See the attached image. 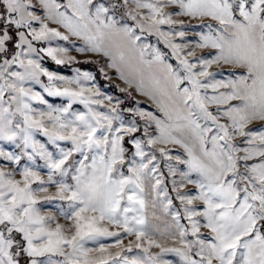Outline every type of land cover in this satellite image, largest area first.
Instances as JSON below:
<instances>
[{
    "label": "snow or ice",
    "instance_id": "1",
    "mask_svg": "<svg viewBox=\"0 0 264 264\" xmlns=\"http://www.w3.org/2000/svg\"><path fill=\"white\" fill-rule=\"evenodd\" d=\"M0 264H264V0H0Z\"/></svg>",
    "mask_w": 264,
    "mask_h": 264
},
{
    "label": "rangeland",
    "instance_id": "2",
    "mask_svg": "<svg viewBox=\"0 0 264 264\" xmlns=\"http://www.w3.org/2000/svg\"><path fill=\"white\" fill-rule=\"evenodd\" d=\"M73 54H76V53H73ZM80 58L83 59V56H81ZM48 66H49V67H57V66L54 64V62H51V61L48 62ZM61 70H64V69H61Z\"/></svg>",
    "mask_w": 264,
    "mask_h": 264
}]
</instances>
